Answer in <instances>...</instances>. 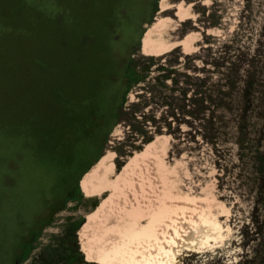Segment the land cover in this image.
<instances>
[{"label": "rangeland", "instance_id": "rangeland-1", "mask_svg": "<svg viewBox=\"0 0 264 264\" xmlns=\"http://www.w3.org/2000/svg\"><path fill=\"white\" fill-rule=\"evenodd\" d=\"M231 45L264 63V0H0V264H67L65 248L92 264H264L262 94L248 88L247 126L231 112L229 138L212 145L160 119L148 88L162 64L174 95L183 74L219 80L210 57ZM131 59L149 68L128 89ZM122 101L138 104L124 122L111 115ZM107 111L108 135L96 136Z\"/></svg>", "mask_w": 264, "mask_h": 264}, {"label": "trees", "instance_id": "trees-1", "mask_svg": "<svg viewBox=\"0 0 264 264\" xmlns=\"http://www.w3.org/2000/svg\"><path fill=\"white\" fill-rule=\"evenodd\" d=\"M228 48V47H227ZM232 51L236 56H233ZM227 54L223 55L222 61H219V57H210L209 63L212 64L214 69H221L220 71L216 70L221 74L220 79L217 81H210L209 79L203 77H193L184 75L186 78L184 83L186 88H180V95H174L172 92H175V86L177 85V79L173 78L171 74H175L174 70H171L169 66L162 64L161 67L158 68L159 76L154 77L153 80H156L157 83L155 85L148 84V88H157L156 97L157 101L167 108V114L162 118H173L176 123L180 124L181 122H186L190 126L199 127L203 130V133H200L203 140L212 145H219V142L226 140L229 138L230 132L228 131V119H231V112L237 115L235 112L239 109V117H237V125L241 131V126L244 124L247 126V122L245 120V106L244 99L247 94L245 92L248 91L249 85L254 84V79L256 78L257 69L255 68V60L253 56H250L247 52L242 51L240 46L231 45L229 50L226 52ZM250 56V57H249ZM245 64L250 66L247 68V77L244 78L245 89H240L239 85L242 82V75L245 71ZM136 63L133 59L127 62L126 70H125V84H127L128 89L132 83H138L140 81H144L146 70H148V66L142 67L140 71L136 69ZM138 67V66H137ZM172 67V66H171ZM243 71V73H242ZM167 80H171V84L167 85L165 82ZM209 80V81H208ZM221 81H224L223 83ZM250 84H249V83ZM127 90V89H126ZM178 90V89H177ZM190 95H187L190 92ZM146 93H150L147 89ZM186 95L188 97H186ZM125 102V101H124ZM124 102L122 101L117 108L114 110L111 115L113 119H119L121 122H124L130 119V117L134 118V114L137 112V105L132 104V110H126L123 107ZM109 111L101 114L102 117H108ZM182 116H187L191 119V121H185V119L181 118ZM112 118V117H111ZM152 122H157L154 117H150ZM100 119V118H98ZM112 122V121H111ZM170 124V123H169ZM170 126V125H169ZM134 128V129H133ZM132 130H139L133 126ZM243 129V128H242ZM108 133L106 132V136ZM100 136V134H99ZM225 138V139H224ZM250 137L240 136L236 138V142L241 143V145L245 146L244 149H248L247 143L253 144ZM151 137H144V142L151 141ZM259 151L258 148H256ZM216 151H220V149H216ZM119 152V151H118ZM255 153V152H254ZM69 198V196L67 197ZM96 199L92 201L91 205L94 206L96 204ZM82 220L73 223L68 229L70 233H67V236L75 234L77 227L80 225ZM37 235H33V237L28 241L31 243L33 239ZM66 240L65 243L70 244L69 237L64 238ZM26 244L25 248L27 249L28 244ZM68 250V251H67ZM24 254H21L20 260L19 258L14 264H19L21 260L24 258ZM77 257V258H76ZM80 257V258H79ZM61 260L67 264H92L87 263L81 259V255H77L71 251L70 248H65L61 252ZM38 264H47L44 261H40Z\"/></svg>", "mask_w": 264, "mask_h": 264}, {"label": "flooded vegetation", "instance_id": "flooded-vegetation-1", "mask_svg": "<svg viewBox=\"0 0 264 264\" xmlns=\"http://www.w3.org/2000/svg\"><path fill=\"white\" fill-rule=\"evenodd\" d=\"M174 14H175V12H174ZM175 16H176V14H175ZM262 61H263V59L261 58L255 62V68L257 69V72H255V73H257V74H255L256 78L254 79L255 90H254L253 94L255 96L258 91L262 94L261 103H262V110H264V75H261V73H263V70H264V63L261 65ZM258 63H259V65H258ZM249 86L251 87L252 85L250 84ZM260 89H261V91H260ZM247 93H249V89H248ZM112 95H113V93H112ZM261 112H260V114H261ZM108 116L109 117H102V118L100 117V119L97 120V122H96V128L97 129H96V134H95L96 136H99V134H101V135L106 134L107 129L110 125V121H111L110 115H108ZM93 138L94 137H92V135H91L90 141L85 144L84 148L86 149V151L90 152V151H93L94 149H96L97 143L92 141ZM88 163L86 165H84L82 167V169L85 168L88 165ZM77 181H76V184H77Z\"/></svg>", "mask_w": 264, "mask_h": 264}, {"label": "bare ground", "instance_id": "bare-ground-1", "mask_svg": "<svg viewBox=\"0 0 264 264\" xmlns=\"http://www.w3.org/2000/svg\"><path fill=\"white\" fill-rule=\"evenodd\" d=\"M182 5V4H181ZM180 5V6H181ZM179 5L176 7L177 11H176V15L178 16V14L180 13L181 11V7ZM188 6V5H187ZM184 13V12H183ZM184 15V14H183ZM181 17V16H180ZM179 18V17H178ZM183 19V18H182ZM193 39V38H192ZM188 40L187 38L185 39V41ZM188 41H191V39H189ZM150 44H151V41L149 40V38L147 36H145L143 38V43H142V49H143V53L145 54H148V53H153L150 49ZM188 46V45H186ZM187 48V47H186ZM155 52H157L158 50H154ZM160 52V51H159ZM103 162V161H102ZM99 163H100V160H99ZM82 189L85 190V193L86 195H89V184L86 180L83 181L82 183ZM204 234V233H202ZM173 250V248H171ZM89 253V252H88ZM171 253V252H170ZM90 255V254H89ZM174 256V255H173ZM89 258V256H87ZM170 257H172L170 255ZM91 258V257H90ZM92 261H96V258L95 257H92ZM157 260V259H156ZM172 261V260H171ZM170 261V258L169 260H164V259H161V261L159 262V264H172V262Z\"/></svg>", "mask_w": 264, "mask_h": 264}]
</instances>
